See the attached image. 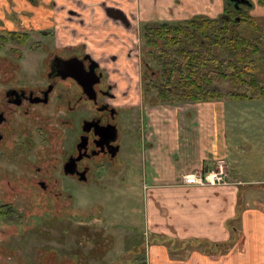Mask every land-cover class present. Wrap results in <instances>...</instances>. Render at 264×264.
Returning <instances> with one entry per match:
<instances>
[{"label": "flooded vegetation", "instance_id": "1", "mask_svg": "<svg viewBox=\"0 0 264 264\" xmlns=\"http://www.w3.org/2000/svg\"><path fill=\"white\" fill-rule=\"evenodd\" d=\"M7 4L0 6V168L7 170L0 178V221L46 225L41 200L46 195L53 198L58 212L72 198L75 186L94 185L104 174L117 177L120 121L129 120L131 113L126 112L130 105L119 102L113 77L128 70L117 66L119 54L103 51L96 56L87 48L86 36L76 39L77 30L68 23L60 27L58 16L48 13L50 8L62 9L56 0H7ZM100 8L106 20L126 32L123 39L118 31L109 32L106 40L119 41L127 49L122 57L131 61L137 47L128 45L129 35L139 43L145 26L156 22L140 30L135 16L117 3L103 0ZM66 18L84 21L74 10H68ZM64 31L73 40L65 41ZM28 52L31 67L26 68ZM140 65L142 71V61ZM32 191L39 194L32 209L15 202L20 193ZM39 233L19 236L33 239Z\"/></svg>", "mask_w": 264, "mask_h": 264}, {"label": "crops", "instance_id": "2", "mask_svg": "<svg viewBox=\"0 0 264 264\" xmlns=\"http://www.w3.org/2000/svg\"><path fill=\"white\" fill-rule=\"evenodd\" d=\"M78 1L79 4L76 0H56V7L62 9L55 12L50 8L48 13L58 16L60 27L68 23L75 28L76 39L87 34L86 42L96 56L103 51L119 54L120 67L128 70L131 63L122 57L127 49L116 44L115 39L110 43L105 41L110 31H118L122 39L126 38V32L106 20L100 8L103 0ZM106 1L110 5L117 3L144 25L151 21L181 22L200 15L212 19L224 10V0ZM252 1L251 13L264 15V4ZM4 5L8 7L7 0H0V6ZM68 10L79 12L84 21L67 19ZM63 34L65 41L73 40L66 31ZM136 101L141 104L142 100ZM224 101L143 106L147 121L143 180L148 190L143 203L144 220L147 233L153 234L158 242L149 243L148 264H264V213L240 197L238 186L245 187L247 183L231 174L232 182L228 185L185 182L186 175L215 170L220 160L230 166ZM234 222L237 227H233ZM235 235L238 239L234 240ZM167 242H176L175 249L170 251ZM203 242L210 250L200 244L193 246ZM231 243L234 245L227 250L226 245ZM215 244L220 247H213Z\"/></svg>", "mask_w": 264, "mask_h": 264}, {"label": "rangeland", "instance_id": "3", "mask_svg": "<svg viewBox=\"0 0 264 264\" xmlns=\"http://www.w3.org/2000/svg\"><path fill=\"white\" fill-rule=\"evenodd\" d=\"M251 9L249 15L259 23H264V15H253ZM144 26L140 22V30ZM129 41V46H136L137 49L133 50L129 72L124 75L126 86L122 84L123 75L113 77L118 85L119 102L130 105L126 112L130 110L131 113L129 120L120 121L122 148L117 163V177L104 174L100 181H93L94 185L75 186L70 191L72 198L65 201L66 195L62 196V202H65L58 212H55L53 198L51 200L46 195L41 199L42 206H46L42 208L43 216L48 217L46 225H43V221L35 225L0 221V264H148L150 261L149 243L158 242L153 234L147 233L144 220L143 203L148 190L143 180V170L146 167L144 137L147 129L143 106L155 103L166 105L170 102L164 103L154 95L143 94L139 63L145 46L143 40L138 43L133 35L128 37ZM116 44L120 42L116 41ZM35 56L32 57L33 60L37 59ZM121 63L117 65L120 69ZM25 66L31 67L30 52L27 53ZM260 77L264 84L263 68L260 70ZM128 86L125 98L121 97L122 90H126ZM227 88L228 84L225 83L223 89ZM136 100H142L141 104L135 103ZM224 102V130L227 133V155L230 162V166L226 164L225 167L228 180L231 174L235 179L246 182L247 186H238L240 197L253 209L264 213V98L253 97L241 101L228 99ZM2 172L7 170L0 168V178H5L1 177ZM0 184L3 183L0 181ZM25 193L16 196L15 202H21L32 209V201L39 194L36 191ZM234 226L237 227L235 222ZM30 231L40 232L37 239H31L25 234L19 236L22 232ZM236 238L238 239L237 235L234 240ZM165 244L175 249L176 242ZM136 256L142 259H137Z\"/></svg>", "mask_w": 264, "mask_h": 264}, {"label": "trees", "instance_id": "4", "mask_svg": "<svg viewBox=\"0 0 264 264\" xmlns=\"http://www.w3.org/2000/svg\"><path fill=\"white\" fill-rule=\"evenodd\" d=\"M257 3L262 5L264 0ZM252 6L236 8L225 0L223 12L212 19L200 15L146 25L143 94L170 104L264 98L259 76L264 69V23L249 15ZM225 83L227 89H223ZM199 244L205 245L193 246ZM232 245L227 244V250Z\"/></svg>", "mask_w": 264, "mask_h": 264}, {"label": "built area", "instance_id": "5", "mask_svg": "<svg viewBox=\"0 0 264 264\" xmlns=\"http://www.w3.org/2000/svg\"><path fill=\"white\" fill-rule=\"evenodd\" d=\"M226 162L224 160H220L215 167V170L208 171L206 174L199 172L193 175H186L185 182L188 184H201V185H228L230 184V180H228L227 173L225 171Z\"/></svg>", "mask_w": 264, "mask_h": 264}, {"label": "water", "instance_id": "6", "mask_svg": "<svg viewBox=\"0 0 264 264\" xmlns=\"http://www.w3.org/2000/svg\"><path fill=\"white\" fill-rule=\"evenodd\" d=\"M230 2H233V4L237 7L238 6V3H247L248 0H228Z\"/></svg>", "mask_w": 264, "mask_h": 264}]
</instances>
